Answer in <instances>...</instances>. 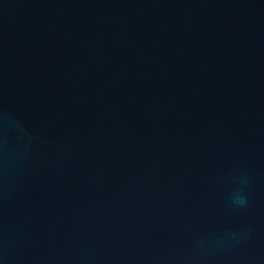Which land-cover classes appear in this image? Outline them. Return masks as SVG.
<instances>
[{
	"label": "water",
	"instance_id": "95a60500",
	"mask_svg": "<svg viewBox=\"0 0 264 264\" xmlns=\"http://www.w3.org/2000/svg\"><path fill=\"white\" fill-rule=\"evenodd\" d=\"M0 264H264V0H0Z\"/></svg>",
	"mask_w": 264,
	"mask_h": 264
},
{
	"label": "clouds",
	"instance_id": "9594fccd",
	"mask_svg": "<svg viewBox=\"0 0 264 264\" xmlns=\"http://www.w3.org/2000/svg\"><path fill=\"white\" fill-rule=\"evenodd\" d=\"M248 182L249 179L246 176L241 175L237 177V183L240 185V187L234 190L229 197L230 203L233 207L244 208L247 206L248 195L245 192V187L247 186ZM236 235V233L232 234L233 239L236 238Z\"/></svg>",
	"mask_w": 264,
	"mask_h": 264
}]
</instances>
